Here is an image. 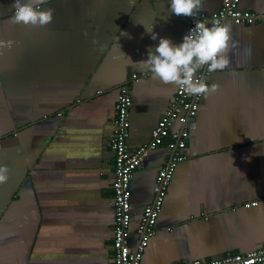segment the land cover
<instances>
[{
    "label": "crops",
    "instance_id": "obj_1",
    "mask_svg": "<svg viewBox=\"0 0 264 264\" xmlns=\"http://www.w3.org/2000/svg\"><path fill=\"white\" fill-rule=\"evenodd\" d=\"M222 3L201 0L198 10L209 15ZM12 4L0 0V40L13 42L0 47V164L9 168L0 183V264H113L109 139L120 88L130 86L128 143L136 149L150 141L178 85L135 62L160 36L180 42L190 17L171 14L169 0H46L54 18L41 27L14 23ZM240 7L264 13V0ZM227 23L231 62L208 75L217 88L187 124L186 158L141 264H190L264 245V22ZM170 153L158 146L134 172L132 247Z\"/></svg>",
    "mask_w": 264,
    "mask_h": 264
},
{
    "label": "built area",
    "instance_id": "obj_2",
    "mask_svg": "<svg viewBox=\"0 0 264 264\" xmlns=\"http://www.w3.org/2000/svg\"><path fill=\"white\" fill-rule=\"evenodd\" d=\"M219 19L222 23L232 21L236 24H253L264 22V13L240 7V0H223L220 9L205 14L197 10L190 17V28L197 20L209 21ZM210 72L202 67L198 71L201 79L208 83ZM137 78V74H134ZM128 84L120 88L116 104V117L114 119L115 131L109 139V146L114 152V209L115 221L113 230V264H141L146 247L155 234V227L171 184L178 162L185 159L183 149L186 147L190 130L187 124L197 115L202 95L187 94L178 86L175 98L160 119L159 124L153 129L151 139L136 149L128 143L130 136V109L132 94ZM178 121L180 128L175 129L174 123ZM167 143L170 149L169 162L160 169L155 184V196L152 203L148 204L143 212L142 220L138 227L139 241L136 247L129 243V229L132 221V189L131 181L134 172L142 164L153 149ZM258 201L245 203L246 207L255 206ZM264 245L247 253H228L222 258L203 260L196 259L190 264H263Z\"/></svg>",
    "mask_w": 264,
    "mask_h": 264
},
{
    "label": "clouds",
    "instance_id": "obj_3",
    "mask_svg": "<svg viewBox=\"0 0 264 264\" xmlns=\"http://www.w3.org/2000/svg\"><path fill=\"white\" fill-rule=\"evenodd\" d=\"M46 0H13L14 23L33 26H45L54 18L55 9L43 7ZM201 5V0H169L171 14L193 17ZM167 20L168 16L162 17ZM153 40L158 33L146 28ZM12 41L0 40V47H11ZM236 47L231 36V26L219 19L209 23L197 20L180 42H174L168 36H160L153 48L149 46L145 59L135 62L147 69L164 83L178 85L190 95L206 96L214 92L217 84L209 85L198 75L199 69L205 67L208 72L223 70L229 66V51ZM9 178V168L0 164V183Z\"/></svg>",
    "mask_w": 264,
    "mask_h": 264
},
{
    "label": "rangeland",
    "instance_id": "obj_4",
    "mask_svg": "<svg viewBox=\"0 0 264 264\" xmlns=\"http://www.w3.org/2000/svg\"><path fill=\"white\" fill-rule=\"evenodd\" d=\"M183 160H185V159H183ZM183 160H181V161H183ZM181 161H179V162H181ZM179 162H178V163H179ZM175 170H176V168H175ZM175 172H176V171H174V173H175Z\"/></svg>",
    "mask_w": 264,
    "mask_h": 264
}]
</instances>
